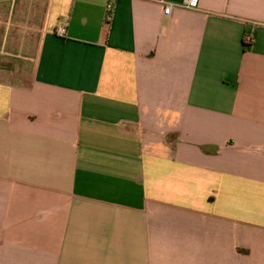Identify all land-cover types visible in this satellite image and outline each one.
<instances>
[{"label":"crops","instance_id":"crops-1","mask_svg":"<svg viewBox=\"0 0 264 264\" xmlns=\"http://www.w3.org/2000/svg\"><path fill=\"white\" fill-rule=\"evenodd\" d=\"M263 19L0 0V264H264Z\"/></svg>","mask_w":264,"mask_h":264},{"label":"built area","instance_id":"built-area-1","mask_svg":"<svg viewBox=\"0 0 264 264\" xmlns=\"http://www.w3.org/2000/svg\"><path fill=\"white\" fill-rule=\"evenodd\" d=\"M161 3L164 4V12L165 14L169 15L174 7H183V8H192L194 0H180V1H170V0H158ZM114 9V3L109 2L106 5V12H105V22L108 23L112 19V13ZM259 24L264 25V19L259 22ZM66 23L62 22L59 25V28L57 30V34L59 36H65L66 35ZM246 40H251L250 36L246 37Z\"/></svg>","mask_w":264,"mask_h":264}]
</instances>
